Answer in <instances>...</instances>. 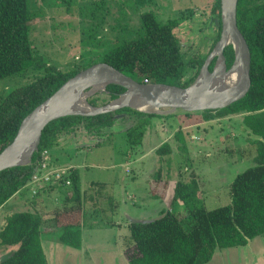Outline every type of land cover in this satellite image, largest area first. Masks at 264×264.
Wrapping results in <instances>:
<instances>
[{
	"label": "trees",
	"instance_id": "16d2710c",
	"mask_svg": "<svg viewBox=\"0 0 264 264\" xmlns=\"http://www.w3.org/2000/svg\"><path fill=\"white\" fill-rule=\"evenodd\" d=\"M212 12L220 24V0L215 1ZM236 19L251 55L250 89L243 98L225 108L198 113L206 121L241 116L243 129L252 137L249 143L254 145L253 165L236 173L231 181L229 204L213 209H206L200 184L193 172L191 179L179 180L173 188L172 205L180 202L184 213L169 207L153 219L131 220L127 225L129 236L123 245V255L128 264H207L216 249L243 247L255 237L264 238V0H238ZM141 20L142 35L113 47L100 62L114 66L140 83L188 86L219 39L221 26L215 29L216 37L207 54L186 60L171 24L160 23L153 12L143 13ZM32 21L28 0H0V80L22 75L28 70L43 72L33 82L0 98V152L13 140L22 119L80 71L64 73L44 62L32 46ZM223 55L226 68H230L234 61L233 47L226 46ZM214 62L215 59L209 65L210 71ZM124 91V88L111 84L105 93L110 101ZM98 99L91 97L88 102L94 106L106 102L101 99L97 104ZM116 114L130 118L131 126L125 129V138L133 146L141 145L146 131L154 123L164 124L168 116H175L173 112L146 114L122 108L114 113L66 116L51 121L42 131L30 164L0 172V208L30 181L42 151H50L58 145L62 135L79 128L91 135L92 132L102 135L105 129L113 127ZM174 137L184 145L179 128L174 131ZM170 152L168 143H163L156 150L160 156ZM70 178L69 188L61 190V210L54 213L53 219L60 230L59 241L80 249L82 224L78 218L91 210L93 214L106 210L115 212L118 204L106 183L90 182L88 189L82 192L77 172H71ZM102 224L112 226L113 222ZM41 227L42 218L29 210L7 214L0 223V247L16 249L5 255L0 264H47L40 239Z\"/></svg>",
	"mask_w": 264,
	"mask_h": 264
},
{
	"label": "rangeland",
	"instance_id": "374dc122",
	"mask_svg": "<svg viewBox=\"0 0 264 264\" xmlns=\"http://www.w3.org/2000/svg\"><path fill=\"white\" fill-rule=\"evenodd\" d=\"M215 1L28 0V7L33 15L30 38L35 52L43 57L46 64L64 73L71 70H82L91 63L100 62L103 55L113 47L142 35L141 15L146 12H153L160 23L172 25L180 44H184L182 51L187 60L192 56L207 54L216 37V31L209 33L206 30L209 27V22L212 20L217 21L218 19L216 14L212 12ZM211 29L213 30V28ZM42 74V71L28 70L22 75L1 79L0 98L18 87L33 82ZM91 97L99 98L96 101L97 104L100 103L101 99L106 101L102 105L111 101H108L109 97L105 92L96 93L88 97V99ZM173 113L178 115L179 118H188L190 121L198 120V122H201V120H204L203 116L198 112L187 114L182 110H176ZM117 115L119 114L115 116ZM209 121H211L208 122L209 127L204 125L205 139L202 141L197 138L188 139L182 145L175 139L174 133L171 132L168 140L171 152L164 156L157 154L158 158H160L159 169H154L152 175H150L148 167L155 162L156 157L146 156L141 163L136 162L135 158L138 154L135 152L136 150L137 152L140 151L141 148L140 145L133 146L126 141V130L124 129L131 126V120L124 114H120V118H116L113 127L105 129L102 135H96L92 132V135L89 134V137L87 136V140H85L86 138L82 137L84 133L77 132L76 140L70 139L66 140V142L61 140L59 148H52L48 157L52 156L61 167L76 166L82 190L87 189L91 181H104L113 189L112 194L115 199L120 200L123 187L130 201L134 200L136 203L138 201L133 198V195L134 191L138 189L136 187L137 184L139 185L140 183L134 182L135 180L150 179L151 177L156 179L161 175L164 177L165 174L171 176V179H175L178 175V180H189L193 172L200 187L204 189L201 197L206 209H213L229 204L230 183L236 173L253 165L251 155L253 154L254 145L251 146L249 143V138L252 139V137L243 129L241 116L215 118ZM164 122L169 125L172 124L167 127L169 130L173 131L175 129L174 122L176 120L174 116H168L164 119ZM160 127L164 128V124L160 123ZM198 128L192 126L185 128L187 137L192 134L198 137ZM112 131L116 134H112ZM181 131L182 133L185 132L182 129ZM68 137L69 135L66 136V138ZM90 137L94 141L92 143L97 142L95 145L73 149L72 143L87 142ZM200 149L202 150L201 153ZM128 154L130 156L126 158ZM49 166L43 172L40 171V174H46L51 169ZM168 166L169 172H166ZM126 168L129 172L126 171ZM194 169H196L197 173L194 172ZM68 176L70 178V175ZM201 179L205 180L204 184L200 181ZM117 181L122 183L119 184ZM174 182L175 180L171 182V188ZM34 190L36 188L31 182L22 187L19 190L18 198L15 197L16 201L9 202L10 204L0 210V223L7 214L28 208L35 210L38 208V210L42 211V214H47V216L51 212L61 210L62 198H59L58 192L50 194L53 188L49 192L42 194L45 198L43 202L38 200L39 198L33 197L39 193L38 190L36 194H32ZM154 202L156 201L149 200L147 204ZM30 204L35 205V207L30 206ZM147 204H142V207ZM155 207H157V203L153 204L151 210H154ZM178 207L180 208H176V204L173 206L177 211H184L182 205ZM106 211L103 213L98 211L99 213L94 212L95 214H93L91 210L90 212H85L84 216L79 217L78 220L76 219L78 222L84 223L85 226L89 223H97L91 231L85 227L84 229L88 231H83V236L86 240L91 236L97 242L106 240L110 242L119 237V243L123 241L122 244L124 245L126 236H129L127 227H120V230L111 227V229L108 228L106 230L98 229V226H102L101 223L114 222L118 218L115 217L114 212ZM42 221L44 223H42L43 235L55 234L57 236L60 230H56L54 234L51 233L57 226L53 217L46 220L43 217ZM102 245L109 246L104 243ZM64 247L66 249H61L60 252L56 248V250L49 252L47 247L51 264H66L67 262L62 260H67L68 257H73L68 261V264H128L125 257H123V260L115 259L116 263H113L109 258L108 263H100L104 257L117 251H108L106 254L105 252L100 253V250H94L92 256L95 258L92 259V257L88 258L90 255L89 250L85 249L77 252L72 247ZM13 248L16 249V247ZM4 250L0 247V259L4 255L12 253V251ZM216 250L213 258L207 264H264V248L250 252L243 247ZM97 260H99V263Z\"/></svg>",
	"mask_w": 264,
	"mask_h": 264
},
{
	"label": "water",
	"instance_id": "95a60500",
	"mask_svg": "<svg viewBox=\"0 0 264 264\" xmlns=\"http://www.w3.org/2000/svg\"><path fill=\"white\" fill-rule=\"evenodd\" d=\"M237 2L238 0H220V24L218 19L216 21L217 27L221 26L219 39L206 56L197 76L188 86L140 83L110 64L94 63L67 79L22 119L15 137L0 152V172L12 167L29 165L32 155L38 149L43 129L51 121L62 117L96 116L122 108L146 114H168L176 110L203 112L225 108L243 98L251 86V55L247 42L237 26ZM228 45L234 50V61L230 68H226L223 55V50ZM213 59L215 62L210 71L209 65ZM218 64H221L223 73L230 72L238 64L233 84L212 77ZM101 78L106 79L103 84L94 83ZM111 84L120 86L125 91L102 106H94L88 102V97L106 92V87ZM80 94L85 96L83 99L85 110L76 111L74 109ZM114 117L120 118V114ZM24 155L27 156L25 159Z\"/></svg>",
	"mask_w": 264,
	"mask_h": 264
},
{
	"label": "crops",
	"instance_id": "0c3cea01",
	"mask_svg": "<svg viewBox=\"0 0 264 264\" xmlns=\"http://www.w3.org/2000/svg\"><path fill=\"white\" fill-rule=\"evenodd\" d=\"M208 25H209V27L206 30L209 33L215 31V29L217 28L216 21L212 20L211 22H209ZM211 28H213V30ZM183 45L184 44H181V46H183ZM174 119L176 120V122H174L175 129L173 131H171V130H169L167 128V124L168 123H164V125H165L164 128H161V127H159L160 125H158V122L156 121L157 123L156 124L154 123L153 126L149 130L146 131V134L144 135V138H143L142 143L140 145V148H141L140 151L137 152V150H136V152H135L136 154H138V155H136V158H135L136 162H138V163H141L142 160L146 156H148V157L155 156L156 157L155 158V162L153 164H150V166L148 167L150 175H152V172L154 171V169H156V168L159 169V160H160V158H158L156 150L159 148L160 145H162V143H165V142L169 143L168 142V140L170 139V135L169 134H171V132L174 133V131L177 130V128H179L180 130L182 129V130L185 131V132L182 133L185 142L188 139L193 140L195 138H197L200 141H202V140L205 139L204 138V134H205L204 125L206 127H209L208 122H211V121H205V120H201V122H198V120L190 121L188 118L187 119L184 118V117H180L179 118L178 115H175ZM205 123H207V124H205ZM191 126L192 127H199L198 128V131H199L198 137H196L194 134H192L191 136L187 137V135H186L187 130H185V128H188V127H191ZM77 132H80V133L83 132L84 135H82V137H85L86 138L85 140H87V136L89 137V134L87 133L86 130H84L83 128H79V129H77V130H75V131H73V132H71L69 134L62 135L60 137V139H59L58 145L55 146V148H59L58 146L60 145L61 140H62V142H66V140H70V139L71 140H74V139L76 140ZM117 133H120V132H117ZM112 134H116V133L113 132ZM67 135H69L68 138H66ZM87 142H83L82 141L80 143H75V144L72 143L73 144L72 147H73V149L74 148L78 149V148H81V147L93 146V145H95L97 143V142L92 143V142H94L92 137L88 138ZM47 152H48V155H49V151H47ZM198 152H199V150H198ZM201 152H202V150L200 151V153ZM209 154H210V152H209ZM129 156H130L129 154L126 155V158L129 157ZM49 164H50V167H51L52 170L54 168L60 169V170H69L70 173L75 171L78 174L76 166H68V167H63L62 166L61 167V165L59 163H57V161L55 159H53L52 156H49ZM146 170H147V167H146ZM126 171L129 172V170L127 168H126ZM167 171L169 172V166H168V170H166V172ZM194 172H196V169H194ZM78 176H79V174H78ZM153 176L155 177V175H153ZM79 180H80V178H79ZM174 180H175V182L173 183V187H174V184H176L179 181L178 180V175L176 176L175 179H171V176L165 174L164 177H162V175H161V176H159L156 179H153L151 177L150 179L149 178H145L144 180H135L134 182L140 183L139 185L137 184L136 187L138 189L136 191H134V195H133L134 196L133 198H135L136 201H138V203H136L134 200L130 201V199L127 196V192L125 191V189L123 187H122V195H120V200L119 199H115L113 197V194H112L113 189H111L108 186V188L110 190V194L115 199V201L117 200L116 202L118 204V207H117V209H116V211L114 213H115V217H118V218L113 222L112 226H109V225L101 223L102 226H98L99 227L98 229H105L106 230V229L111 227V228H115L117 230H120V227H124V226L127 227L128 223L131 220L153 219L155 217H158L160 215V212H162V210H166L169 207H173L175 204H176V208H180V207H178V206L181 205L180 202L174 203L172 205L173 187L171 188V182H173ZM200 181H202L203 184H204L205 180L201 179ZM91 182H95V181H91ZM99 182H104V181H99ZM117 182L119 184L122 183L120 181H117ZM104 183H106L108 185L107 182H104ZM52 188H53V191L50 194H54V192H58L59 198L63 199V196L61 194V190H65L66 188H69V187L68 186H64V184H61V183L54 184L53 186L51 185V187L43 186L41 189H39V193L37 195L33 196V197L39 198L38 200H41L43 202V200L45 198H44V195H42V194H44L46 192H49V190L52 189ZM80 189H81V183H80ZM87 189H88V187H87ZM87 189H85V190H87ZM200 189H201L202 192L204 191L203 188L200 187ZM85 190L81 189L82 192H84ZM18 194H19V192L17 194H15L14 196H12L0 208V210L3 207H5L7 204H10L9 202L12 203V201H16L15 197L18 198ZM149 200H153V201H156V202L151 203V204H147V201H149ZM156 203H157V207H155L154 210H151L153 204L155 205ZM142 204H147V205L142 207L143 206ZM30 206H34L35 207V205H33V204H30ZM36 209L37 210H35L33 208H28L26 210L34 212L35 214L39 215L42 219L44 217V220H46L47 218L54 217V213L57 211V210L56 211L54 210L55 212H51L47 216V214H45V215L42 214V211L38 210V208H36ZM14 212H16V211H14ZM85 212H87V211H85ZM152 212H154V213L152 215H150ZM42 223H43V221H42ZM43 224H42V227H43ZM81 224H82L81 230H82V238H83L82 239V244H81V248L80 249H75L74 248L75 251L78 252L79 250H85V249L89 250V254L90 255H89L88 258L92 257V259L95 258V257L92 256L94 250H96V251L100 250V253L105 252L106 254H107L108 251H117L116 253H113L112 255H107V257H104L101 260L100 263H105V262L108 263V258L111 259L113 263H116L115 259H117V258L123 260V257H124L123 256V252H122V250H123V244H122L123 241H122V243H119V237L117 239L111 240L110 241L111 243L108 240L97 242V241H95V238H93L91 236L89 237L88 240H86L85 237L83 236L84 235L83 231H86L87 229H89V231H91L97 223H93V224L89 223L86 226L84 225V223H81ZM42 227H41V238H40L41 239V244H42V248H43L44 254L46 256L47 264H51V262L49 261V258H48L49 254H48V251H47V247H48L49 252H51V250L54 251L56 249H58V252H60L61 249H66L64 247L66 245L62 244L59 241V239H58L59 233L57 234V236L54 234V232L56 230L57 231L59 230L57 227L54 228L53 231H51V233L54 234V235H47V236L43 235ZM85 227L87 229H84ZM44 237H45V239H43ZM103 243L104 244H108L109 246H103L102 245ZM243 248L248 249L249 252L253 251V250L260 249V248H264V238L255 237V238L249 240L248 243L245 246H243ZM10 249H12V250H10ZM13 250H14L13 247H8V248H5L4 251H9L10 252V251H13ZM72 258L73 257H71V258L68 257L67 260H62V261H64V262L66 261L67 262L66 264H68V261L71 260ZM97 262L99 263V260H97Z\"/></svg>",
	"mask_w": 264,
	"mask_h": 264
},
{
	"label": "built area",
	"instance_id": "2783aa9c",
	"mask_svg": "<svg viewBox=\"0 0 264 264\" xmlns=\"http://www.w3.org/2000/svg\"><path fill=\"white\" fill-rule=\"evenodd\" d=\"M144 83H148L145 81ZM49 157L47 150L40 153V159L36 162L33 172L31 175V182L36 190L32 194H36L39 189L43 186H53L54 184H64V186H70L71 180H69L70 171L69 170H60V169H50L46 174H40V171L43 172L49 166ZM50 167V166H49ZM44 175V176H42Z\"/></svg>",
	"mask_w": 264,
	"mask_h": 264
},
{
	"label": "bare ground",
	"instance_id": "6f19581e",
	"mask_svg": "<svg viewBox=\"0 0 264 264\" xmlns=\"http://www.w3.org/2000/svg\"><path fill=\"white\" fill-rule=\"evenodd\" d=\"M237 68H238V64L230 72L223 73V68H222L221 64H218V66L216 67L215 72H214L212 77L216 78V80H220V81H224L225 83H229V84L232 83L233 84V79H234L235 73L237 72ZM222 78H223V80H221ZM105 81H106L105 78H101V79H98L97 81H94V83L99 82L100 84H103ZM99 83H97V84H99ZM92 84H93V82H92ZM84 97L85 96L82 94H80V96H78L77 104H76V107L74 110H76V111L85 110V106L83 103ZM26 157L27 156L24 155V159Z\"/></svg>",
	"mask_w": 264,
	"mask_h": 264
}]
</instances>
